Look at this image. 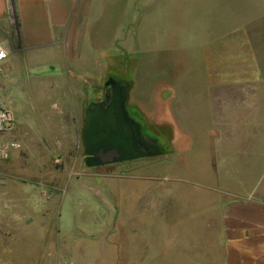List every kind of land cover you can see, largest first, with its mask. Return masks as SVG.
I'll return each mask as SVG.
<instances>
[{
  "label": "rangeland",
  "instance_id": "obj_1",
  "mask_svg": "<svg viewBox=\"0 0 264 264\" xmlns=\"http://www.w3.org/2000/svg\"><path fill=\"white\" fill-rule=\"evenodd\" d=\"M101 1L69 70L76 96L47 89L38 100L37 112L57 121L39 124L30 192L19 195L32 227L0 252L8 259L14 247L18 264H223L222 209L264 167V0ZM12 35L14 24L0 25L1 46ZM108 76L127 85L126 106L158 153L87 167L81 110ZM13 91L0 72L8 111ZM11 143L13 132L0 151ZM3 155L0 178L28 177Z\"/></svg>",
  "mask_w": 264,
  "mask_h": 264
},
{
  "label": "crops",
  "instance_id": "obj_2",
  "mask_svg": "<svg viewBox=\"0 0 264 264\" xmlns=\"http://www.w3.org/2000/svg\"><path fill=\"white\" fill-rule=\"evenodd\" d=\"M105 6L101 0H0V25L11 31L14 24L15 30L14 43L10 42L8 47L0 45L7 53L0 62V72L14 90L10 112L15 121L13 136L18 143L16 149L8 147L6 152L11 155L14 170L28 171L27 178L23 175L0 178V218L3 219L0 234L7 235V243L0 239V247L13 246L8 243V235H20L32 227L30 216L33 213L19 211V195L22 193L25 197L26 192H30L25 187L30 186L26 180L30 178L35 141L42 137L39 128L50 130L46 124L57 121L52 112H37L38 100H44L47 89L56 98L61 97L60 93L65 98L76 96L77 84H70L69 70L75 68L80 44L84 42L83 26L93 25ZM38 80L46 81L47 85L33 83ZM47 102L45 105L50 104V107L58 105L55 101ZM48 137L52 138V134ZM231 195L234 197L220 215L222 262L264 264V167L253 186L245 192H231ZM25 200L33 199L29 194ZM1 249L0 264H18L14 247L7 248V254L11 253L8 259L3 257L5 249Z\"/></svg>",
  "mask_w": 264,
  "mask_h": 264
},
{
  "label": "flooded vegetation",
  "instance_id": "obj_3",
  "mask_svg": "<svg viewBox=\"0 0 264 264\" xmlns=\"http://www.w3.org/2000/svg\"><path fill=\"white\" fill-rule=\"evenodd\" d=\"M107 81L110 83L106 84ZM120 86L128 89L120 79L106 77L98 96L87 99L82 106L80 133L83 160L87 167L132 164L158 153V145H152L156 141L142 130L126 103L124 107L131 122L122 119ZM132 125L138 130L132 131ZM107 146V150L104 149ZM103 161L112 162L103 164Z\"/></svg>",
  "mask_w": 264,
  "mask_h": 264
},
{
  "label": "built area",
  "instance_id": "obj_4",
  "mask_svg": "<svg viewBox=\"0 0 264 264\" xmlns=\"http://www.w3.org/2000/svg\"><path fill=\"white\" fill-rule=\"evenodd\" d=\"M7 53L6 50L0 47V62L5 59ZM15 125V121L13 118V115L10 111L5 109L1 103H0V139L7 134H11L13 132ZM10 148H17V146L14 143H11L10 146H6L4 149H2L0 152L3 155L4 158L7 157V149Z\"/></svg>",
  "mask_w": 264,
  "mask_h": 264
},
{
  "label": "water",
  "instance_id": "obj_5",
  "mask_svg": "<svg viewBox=\"0 0 264 264\" xmlns=\"http://www.w3.org/2000/svg\"><path fill=\"white\" fill-rule=\"evenodd\" d=\"M109 81V80H108ZM107 81V83L106 84H108V83H110V82H108ZM113 81V80H112ZM127 88L125 87V86H120L119 88H118V92H119V98H120V101H121V114H122V119L123 120H125V121H127L128 123H129V121L131 122V120L128 118V114H127V112H126V110H125V107H124V105H125V103L127 102ZM131 129H132V131H136V130H138V127L136 126V127H134L133 125L131 126ZM100 130V129H99ZM101 138H103L104 139V136H102ZM105 140H106V137H105ZM157 143H155V142H152V145L153 146H155ZM107 148H108V146L107 147H105L104 149H106L107 150ZM150 149H152V146L150 147ZM102 151H105V150H102ZM101 151V152H102ZM112 161H103L102 163L103 164H109V163H111Z\"/></svg>",
  "mask_w": 264,
  "mask_h": 264
}]
</instances>
